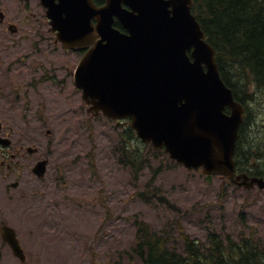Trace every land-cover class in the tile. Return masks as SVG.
Wrapping results in <instances>:
<instances>
[{"label":"rangeland","instance_id":"374dc122","mask_svg":"<svg viewBox=\"0 0 264 264\" xmlns=\"http://www.w3.org/2000/svg\"><path fill=\"white\" fill-rule=\"evenodd\" d=\"M0 7L6 16L0 26V119L9 135L4 138L12 140L0 157L5 161L0 212L17 233L28 264H142L132 251L135 220L176 247L179 225L203 244L213 231L235 240L254 237L264 245V191L238 188L220 177L209 184L199 171L136 141L142 163L132 166L120 146L123 128L88 112L73 85L81 55L54 42L37 1L0 0ZM8 24L17 31L11 33ZM49 68L64 78L63 86L27 85ZM250 108L264 147V108L258 103ZM16 143L37 149L30 157L25 152L27 168L10 163L7 154ZM41 159L48 160L47 170L37 178L31 169ZM256 165L264 170V157ZM3 257L0 264H20Z\"/></svg>","mask_w":264,"mask_h":264},{"label":"water","instance_id":"95a60500","mask_svg":"<svg viewBox=\"0 0 264 264\" xmlns=\"http://www.w3.org/2000/svg\"><path fill=\"white\" fill-rule=\"evenodd\" d=\"M40 1L63 48L86 50L73 81L89 112L130 119L143 144L188 170L201 168L208 183L219 175L264 189L262 178L235 176L244 108L220 78L215 50L191 14L192 0H105L102 7L92 0ZM114 17L126 33L113 27ZM46 163L33 173L42 177ZM1 234L23 260L14 231L4 226Z\"/></svg>","mask_w":264,"mask_h":264},{"label":"trees","instance_id":"16d2710c","mask_svg":"<svg viewBox=\"0 0 264 264\" xmlns=\"http://www.w3.org/2000/svg\"><path fill=\"white\" fill-rule=\"evenodd\" d=\"M98 1L94 0L96 4ZM191 12L215 50L223 82L245 107L235 161L239 171L247 172L251 161L264 156V147L258 140L261 133L254 130L256 119L250 108L254 103L264 108V0H193ZM120 141L122 153L131 158L132 166L141 164V151L134 143L141 142L129 127L122 129ZM89 156L95 170L92 151ZM135 224L132 251L142 264H264V245L254 237L235 240L230 235L222 237L208 231L203 244L189 237L179 225L181 246L176 247L146 222L135 220Z\"/></svg>","mask_w":264,"mask_h":264},{"label":"flooded vegetation","instance_id":"af4514ba","mask_svg":"<svg viewBox=\"0 0 264 264\" xmlns=\"http://www.w3.org/2000/svg\"><path fill=\"white\" fill-rule=\"evenodd\" d=\"M37 1V4L39 5V7L43 10V21H45L47 24H50V21L48 20V18L46 17V9L42 6V4H41V2H40V0H36ZM28 3V2H27ZM27 3H25V4H27ZM97 5L98 6H102V5H104V0H99L98 2H97ZM1 11H2V9H1ZM3 12V11H2ZM4 13V12H3ZM5 16V15H4ZM5 18H6V16L4 17V19L3 20H0V26H3L4 24H5V22H6V20H5ZM8 25H13V26H11L12 27V29H16V27H15V25L14 24H8ZM29 56V55H28ZM45 69H46V67H44ZM44 68H41V67H39L38 69H41V70H44L45 71V69ZM50 69V68H49ZM44 73V75H42V77H40V76H38V77H36V78H33L31 81H29L28 83H27V85L28 86H32V87H35V88H37V87H40V86H42V87H47V86H49V85H55L57 82L61 85V86H63L64 85V78H58L57 77V75H55V73L53 72V71H51V69H50V71L49 72H43ZM0 122H2L1 121V119H0ZM2 124V123H1ZM4 131V126H3V124L1 125V129H0V136L1 137H9V135H7L6 133H4L3 132ZM10 140V144H9V146L12 144V140L11 139H9ZM29 148H31V147H25V145H23V144H21V143H16V149H15V151L14 152H12V154H7L8 156H9V158H10V163L12 162V161H14L15 162V165L16 166H21V167H25V168H27L25 165H27V163L30 161L29 159V157L31 156V155H33L34 153H37V151H35L34 153H30L29 151H28V149ZM8 149V148H7ZM5 148L4 147H1L0 146V157H2L3 159L6 157V154H5ZM27 153V155H29V157H27L26 156V153ZM41 160H43V159H41ZM40 161V160H39ZM36 162H38V161H36ZM35 162V163H36ZM7 164L6 165V168L7 169H11V164ZM34 163V164H35ZM4 164H5V161L3 160V161H1L0 162V166L1 167H3L4 166ZM254 166H255V164H254ZM30 167V166H29ZM28 167V168H29ZM31 168V167H30ZM0 176H3V174L2 175H0ZM18 184L16 183V186H17ZM15 186V187H16ZM6 224L2 221V216H1V212H0V262L1 261H4L3 259H4V257H3V254L4 253H6V255H11V256H13V251L10 249V246L8 245V243H6L4 240H3V238H2V234H1V228L3 227V226H5ZM12 228V227H11ZM16 237H17V239L19 240V238H18V235H17V233H16ZM19 243H20V241H19ZM20 246H21V248L23 249V247H22V245H21V243H20ZM23 251H24V249H23ZM24 255H25V257H24V261H21L20 259H17V258H15L14 256V260H18L19 261V263L20 264H28L29 263V259H28V256L25 254V251H24ZM10 258V257H9Z\"/></svg>","mask_w":264,"mask_h":264}]
</instances>
